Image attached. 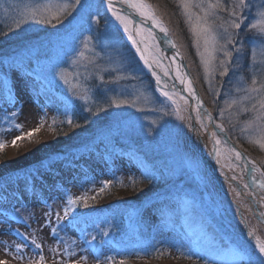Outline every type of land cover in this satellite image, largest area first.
<instances>
[{"label": "rangeland", "instance_id": "obj_1", "mask_svg": "<svg viewBox=\"0 0 264 264\" xmlns=\"http://www.w3.org/2000/svg\"><path fill=\"white\" fill-rule=\"evenodd\" d=\"M23 2L26 3L29 0H23ZM32 2L43 3L44 0H32ZM92 2L99 5L100 15L99 23L93 24L95 51L81 48L85 51V55L81 57L73 52L72 46L67 44L63 47L58 46V38L63 34L68 21L72 19V17H68L63 25L57 27L30 23L22 26L21 30L0 37V56H14L24 52L27 47L34 46L39 51V59L42 64L59 63L60 70L73 83L77 82L74 74L79 73L78 82L82 84L99 83V75H104L107 79L108 72L100 71V69L123 68V75H136L139 78L135 80L122 79L120 87L134 95L143 93L144 96L141 97L138 106L144 111H137L135 108L127 106L119 109L112 106L94 117L93 123L85 125L83 120L88 114L77 109V120L82 126L71 128L62 123L64 117L57 112L60 107L59 100L64 99V96L67 95L65 86L57 81L53 89V99L48 104L47 117L41 124L43 113L39 103L34 105L35 92L29 91L25 73H10L9 86H14V95L18 100L16 107L20 110L15 119L17 123L23 125L25 138L18 141L15 146L11 144V141L21 135V132L14 128H7L2 124V117L6 113H10L13 108L9 104L0 103V127L5 128L4 131H0V140L6 144L5 148L0 151V177L13 182L20 180L22 186L23 179L28 173L34 172L36 169L50 171L51 174L43 185L42 196L48 197L49 203L61 211V215L63 214L66 192H70L73 198L87 195V203H81L76 211L88 213L91 217L89 223L92 224V227L99 224L100 228L109 229V236L106 239L112 240L118 247L106 246L103 251L108 255H115L118 261L123 259L125 264H202L195 257L187 258L188 249L186 246L182 253L176 250L175 245H186L184 234L188 228L196 231L203 227L217 239L221 236L225 240L234 237L239 242L254 246V241L246 234L251 229L264 240V223H261L256 216V213L264 212V208L259 207L249 194L250 190L243 187L245 183H251V191L257 193L256 200L259 201L261 193L252 184L249 168L245 167L246 162L243 158L235 159L234 154L229 151L234 146L228 141L225 143V138L222 135L219 134L221 140L219 145H215L212 136L208 137L206 141L203 140L209 135V129L207 127L205 131L201 128L196 118V105H193L194 109L192 110L191 97L184 91V86L171 78L175 76L174 65L171 66L173 69L171 77H166L163 74V68L170 65L175 51L165 49L160 39L155 35L157 41L160 42L158 47L165 56L161 67L153 65L162 81V84L158 85L156 77L144 65L122 26L105 10L101 0H92ZM145 2L152 6L157 18L169 29V34L182 51L193 80L200 90L203 105L213 115L215 123L219 122L215 119L218 115L217 108L211 103L212 94L208 91L204 70L192 44V37L181 10L176 6L174 0H145ZM259 5H264V0H259ZM21 8L22 0H0V32L14 27ZM74 15L75 13H73ZM143 27L149 28L144 24ZM139 38L137 37V39ZM148 43L151 45V40ZM102 45H106L103 51H101ZM146 55L155 58L153 51ZM249 55L250 50L246 49V55L242 61L245 66L249 62ZM260 59L258 55L257 60ZM73 60L76 61L75 64L72 63ZM176 62L181 63L179 57ZM242 74L246 79L250 76L247 71H243ZM229 77H232L231 72L229 76L223 78L216 75L213 87H215L216 80L223 79L225 88H227ZM163 82L175 85V90L188 101L185 103L184 100L176 97L180 106L178 114L174 111L175 105H172L161 95L160 89L163 87ZM224 98V90L221 89V97L217 101V105H220V101ZM44 100L45 97L41 96L40 101ZM161 101L165 106L166 115L159 111ZM91 106L94 110L107 107L103 99H98ZM153 108L157 111H152ZM53 116H56L58 120L56 130H53L51 126ZM225 116L227 117L228 113H225ZM249 116L250 114H241L238 118L233 117L235 127L229 124L226 119L224 121L227 129L226 135L247 155L251 168L253 167L252 162H255L256 167L264 169V151L249 142L248 132L240 130ZM179 117H183V120ZM154 120L157 123H166L167 131L160 135L150 134L147 128L149 126L156 127L151 124V121ZM141 124L145 125L143 129L140 128ZM204 124L207 125L206 121ZM37 128L39 131H36L32 137L29 138L26 135L29 131ZM214 147L218 148L219 156L213 153ZM236 151L239 150L236 149ZM133 152L140 159L147 158L150 164L174 171V175L167 184L160 182L156 188V191L166 194L162 198L164 203L156 201L155 191H150L149 184H138L134 188L130 186L128 173L134 172L137 176L139 175L128 160V155ZM185 156L194 157L200 162L202 172L207 176L206 181L183 167ZM105 161H108L111 166H106ZM85 173L87 176L84 175ZM114 174L123 183H112L103 193L98 194L101 187L100 182L113 180ZM233 176H236L237 179L233 180ZM53 178H55L56 188L51 187ZM92 178L96 181L94 185L88 183ZM2 183L3 181L0 180V184ZM90 187H94L95 191H84ZM36 191L40 192V188L37 187ZM145 192H149V196H145ZM237 192L240 193L239 196H237ZM200 193H203L204 196L201 197ZM149 199L153 201L154 206L149 207ZM185 200L190 202L187 224L183 211V201ZM25 203L30 204L35 212V218L29 221L31 228L36 230L31 238L36 239L45 247L46 243L53 241V247L59 248V253H63L65 245L56 244L51 237L49 228H42L45 209H42L35 200H31L29 197H25ZM162 208L164 209L163 216L160 211ZM134 209L138 211V215L129 219V213ZM207 212L213 218H219L224 232L213 223ZM190 218L195 219L194 223L190 221ZM53 223H55L54 218ZM64 223L66 224L67 221ZM11 226L19 228L21 232L25 233L31 231L24 225L17 224L15 220L12 221ZM4 227L5 225H0V228ZM91 230L92 228L89 229V231ZM225 233H229L228 236ZM61 236L69 242L77 241L78 243L79 241V233L73 228L66 229L61 233ZM13 238L21 242L20 238L15 236ZM46 248L47 256L52 260V264L54 258L56 260L68 259L61 257L59 253L54 257L50 246ZM74 248L76 255L71 257L72 260L85 255L80 251V247L74 245ZM154 248L162 249L163 254L159 255L154 251ZM93 255L89 254L88 264L94 263ZM0 259L13 264L26 262L17 260L1 250Z\"/></svg>", "mask_w": 264, "mask_h": 264}, {"label": "snow or ice", "instance_id": "obj_2", "mask_svg": "<svg viewBox=\"0 0 264 264\" xmlns=\"http://www.w3.org/2000/svg\"><path fill=\"white\" fill-rule=\"evenodd\" d=\"M103 7L111 16L122 26L124 33L127 34L136 52L139 53L140 59L144 65L148 67L152 75L156 77V83L162 84L161 78L155 72L153 65L161 67L162 60L165 58L162 50L159 49V41H157L155 34L151 28L143 27L144 21H150L152 26L158 28L164 34L163 41L171 48L177 49L172 56L170 65L163 68V74L166 77H171L174 65L175 76L171 77L181 85L184 86V91L191 97L196 104L197 120L201 128L207 130V125L201 117L206 118L210 123L214 122V118L206 109L202 112L203 101L200 99L193 81L188 73L182 69L186 66L182 63H177V57L183 59L179 47L175 40L169 34V29L163 22L155 15V10L145 0H101ZM176 6L181 10V14L185 19L188 30L192 37V44L196 49V53L200 58L201 66L204 70L205 81L208 84V91L212 94L211 103L217 108V117L219 122L215 123V128L218 131H213L211 136L214 139L215 145H219V133L226 134L224 121L227 119L229 124L235 127L233 117H239L241 114H250L249 118L244 121V126L240 129L241 132L249 133V142L256 145L260 150L264 151V5H259V0H174ZM99 5L92 2V0H44L43 3H36L29 0L24 3L22 0V8L18 12V19L15 21L14 27L0 32V37L10 35L13 31L22 29V26L30 23L39 25H51L57 27L63 25L68 17H72L65 26L63 34L58 38V46L63 47L67 44L72 46L73 52L83 57L84 50L95 51V43L93 36L95 34L93 24H98ZM131 9L132 11H128ZM133 12L138 15L141 20L138 23L132 16ZM73 13L75 15L73 16ZM247 21V23H245ZM243 29V31H242ZM137 37H140L137 39ZM246 37H249L246 39ZM151 40V45L148 41ZM106 45L101 46L103 51ZM84 49V50H81ZM246 49L250 50L249 62L245 66L242 61L246 55ZM153 51L155 58L146 55ZM261 58L257 60V57ZM76 63L75 60L72 61ZM35 65V66H33ZM259 65V66H258ZM60 64L44 65L39 59V51L34 46L27 47L24 52L16 55L0 56V103L9 104L13 110L6 113L2 117V124L7 128H14L21 132V135L15 137L11 144L15 146L18 141L25 138L23 133V125L16 122V117L19 114V109L16 105L18 100L14 95V86H9V74L24 72L26 76V85L30 92H35L34 103H39L40 110L43 113L41 124L44 118L47 117L48 104L53 99V89L56 82H60L65 86L67 95L64 99L59 100L60 107L57 112L64 117L62 123H65L71 128L81 127L78 122L77 109L87 113L84 117V124L93 123V118L98 116L102 111H107L108 108L115 106L119 109L123 106L135 108L137 111H144L138 106V102L143 93L134 95L127 92L120 87L122 79H138L136 75H123V68L113 67L111 69H100V71L108 72V78L104 75H99V83H79V73L74 74L77 82H70L65 76L64 72L60 70ZM243 71L250 73L246 79L242 74ZM228 87L225 88L223 79L215 81L213 87V80L216 75L221 78L229 76ZM51 77V78H49ZM221 89L224 90V99L217 105V101L221 97ZM161 95L165 97L172 105H175L174 111L178 114L180 106L176 97L184 100L187 99L180 92L175 90V85H169L163 82V87L160 89ZM44 96L45 100L40 101V97ZM131 97V98H129ZM98 99H103L107 105L105 108H94L91 106ZM159 111L165 112V106L161 101ZM235 109V112H233ZM152 111H157L153 108ZM228 113V116H225ZM183 120V117H179ZM58 123L57 117L51 118V126L56 130ZM155 128L148 127L150 134L160 135L167 131L166 123H157L151 121ZM145 125L141 124L143 129ZM4 127H0V131H4ZM39 129L29 131L26 135L30 138ZM111 131V130H110ZM170 135V133H169ZM227 143V139H225ZM6 144L0 140V151L5 148ZM235 156L236 160L242 159L241 153L236 151L234 147L229 149ZM213 153L219 156L218 148H213ZM129 162L136 168L139 175L134 172L128 173V178L131 187H136L138 184L147 183L150 185V191H155L156 201L164 203L163 197L165 193L156 191L157 185L160 182L167 184L174 175V171L168 168H159L155 164H150L145 159H140L135 152L128 155ZM218 162V161H217ZM115 163V161H113ZM106 166L110 167L108 161H105ZM249 169L252 184L260 190V199L256 200L257 193L251 191V185L245 183L243 187L250 190V195L253 201L264 208V169L255 166ZM183 167L190 173L202 180H207V176L202 172L200 162L194 157L185 156L183 158ZM247 167V165H245ZM51 168V166H50ZM50 171L45 172L41 169H36L34 172L28 173L21 181L15 182L11 180H4L0 184V225H5L4 232L0 235H13L20 238L21 242L15 244L14 253H12V246L4 243V248L9 254H14V258L20 261H27V264H44L45 258L43 255V245L38 243L36 239L31 237L36 230L31 228L30 220L35 218V212L32 206L25 203V197L35 200L43 211L44 225L50 230L51 237L56 244L65 245L63 253H59V248L53 247L50 251L55 257L59 253L60 260L53 259V264H88L89 254H94V264H125L124 260H117L115 255H108L104 253L103 249L106 246L118 247L112 240L106 239L109 236L108 228H100L99 224L92 227L89 223L91 217L88 213L77 212L76 208L81 203L86 204L88 197L83 195L78 198H73L70 192H66L64 197L63 214L61 211L54 208L49 203L48 197H43L44 183L50 176ZM87 176V173L84 174ZM233 180L237 177L233 176ZM90 185L96 183L92 178L88 181ZM99 192L103 193L112 183H123L119 178L115 177L113 180L101 181ZM37 187L40 192H37ZM52 188H56L55 178H53ZM87 191H95L94 187L84 189ZM235 191V189H234ZM29 193L30 196H29ZM240 193L237 192V196ZM145 196H149V192H145ZM95 199V197H92ZM55 203V201H53ZM149 207L154 206L153 201L149 199ZM190 202L183 201V211L185 213V222L189 219ZM161 215H164V209H160ZM238 211V210H237ZM138 215L137 210H132L129 213V219H133ZM257 219L264 223V212L256 213ZM53 218L55 223H53ZM170 221V217L168 218ZM15 220L17 224H22L26 228L31 229L30 232H21L19 228H13L12 221ZM64 221H67L65 224ZM93 223H95L93 221ZM73 228L79 233V241H67L62 232L66 229ZM92 228L91 231L89 229ZM247 236L254 241V246L247 243L237 241L234 237L225 240L222 236L217 239L215 235H210L207 230L201 227L199 230L193 231L190 228L184 234L185 244L175 245L177 252H183L186 246L188 249L187 258H197L202 264H264V240L255 234L254 230H248ZM74 245L80 247V251L85 255L79 256L72 260L71 257L76 255ZM25 249H29L33 256L38 259L30 258ZM154 251L159 255L163 254L160 248H154ZM0 264H8L6 260L0 259Z\"/></svg>", "mask_w": 264, "mask_h": 264}, {"label": "bare ground", "instance_id": "obj_3", "mask_svg": "<svg viewBox=\"0 0 264 264\" xmlns=\"http://www.w3.org/2000/svg\"><path fill=\"white\" fill-rule=\"evenodd\" d=\"M112 18H113V17H112ZM132 18H133L135 21H137L138 23L140 22L139 20H136L133 16H132ZM143 24H144L145 26L148 27V24H147L146 21H144ZM122 29H123V28H122ZM160 41L162 42V45H163L164 48H168V51H172V48H171L169 45L167 46V44L163 42L164 39H160ZM166 46H167V47H166ZM36 104H38V103H34V105H36ZM193 105H196V104H195V101L191 98V105H190V106H191V109H192V110L194 109V108H193ZM192 113H193V112H192ZM202 118H203L204 121H206V123H207V127H208V129H209V135L206 136V137L203 139L204 141H206V140L208 139V137H211V133H212L213 131H216V128H215V126H214L212 123H210L206 118H204V117H202ZM190 219H191V218H190ZM190 221L194 223L195 219H191ZM5 227H6V226H5ZM5 227H4V228H0V233L4 232ZM48 234H49V233H48ZM3 242H7V244H9V245L12 246V253H14V247H15V244L20 243L19 240L13 238V235H0V250L3 251V252L6 253V254H9V252L5 250V248H4V243H3ZM40 244H42V243H40ZM45 245H46V247H47V246H50V248H53L54 243H53V241H50V242L46 243ZM46 247L43 246V255H44V258H45L44 264H52V260H50L49 256H47L48 251H47V248H46ZM25 252L27 253V255H28L30 258H32V259H38V257L33 256L32 252H31L29 249H25ZM9 255H11V256L14 257V254H9ZM58 260H60V259H58ZM8 264H13V263H9V262H8ZM14 264H15V263H14ZM19 264H27V261L24 262V263H19ZM93 264H94V263H93Z\"/></svg>", "mask_w": 264, "mask_h": 264}, {"label": "water", "instance_id": "obj_4", "mask_svg": "<svg viewBox=\"0 0 264 264\" xmlns=\"http://www.w3.org/2000/svg\"><path fill=\"white\" fill-rule=\"evenodd\" d=\"M128 11H132L131 9H128ZM133 17L136 19V20H141V18L138 16V15H136L134 12H133ZM147 22V24H148V27L149 28H151L152 29V31L156 34V36L159 38V39H166L165 38V36H164V34L163 33H161L160 31H159V29L158 28H155V27H153L152 26V24H151V22L150 21H146ZM172 51H177V49H174V48H172ZM179 52H180V54H181V56H182V60H181V58H180V60H181V63H182V65H184V66H186L185 68H184V70L188 73V75H189V77L192 79V81H193V85H194V87H195V90H196V92H197V94L199 95V97H200V99H201V93H200V90H199V88L196 86V84H195V82H194V80H193V77H192V75H191V72H190V70H189V67H188V65H187V62H186V60H185V57H184V55H183V53H182V51L180 50V48H179ZM207 110L209 113H211L205 106H203V109H201V111L203 112L204 110ZM212 115V114H211ZM212 124L215 126V121L214 122H212ZM216 131H218L217 129H216ZM219 134H221V135H223L236 149H238L239 150V152L242 154V156H243V158L247 161V163L248 164H250V162H249V160H248V157H247V155L241 150V149H239L238 147H237V145L236 144H234L232 141H231V139L226 135V134H224V133H219Z\"/></svg>", "mask_w": 264, "mask_h": 264}, {"label": "trees", "instance_id": "obj_5", "mask_svg": "<svg viewBox=\"0 0 264 264\" xmlns=\"http://www.w3.org/2000/svg\"><path fill=\"white\" fill-rule=\"evenodd\" d=\"M200 196H201V197L204 196L203 193H200ZM207 214H208V215L211 217V219L216 223V225L219 227V229H220L222 232H224V229H222V227H221V222H220L219 218H218V217H217V219H216V218H213L212 215H211L210 213H208V212H207ZM225 234L228 236L229 233H225Z\"/></svg>", "mask_w": 264, "mask_h": 264}]
</instances>
